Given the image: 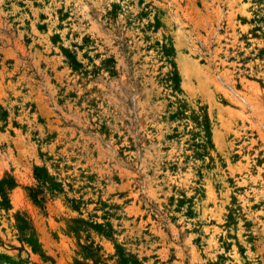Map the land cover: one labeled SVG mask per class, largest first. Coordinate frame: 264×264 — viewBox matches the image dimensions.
I'll use <instances>...</instances> for the list:
<instances>
[{
    "label": "rangeland",
    "instance_id": "1",
    "mask_svg": "<svg viewBox=\"0 0 264 264\" xmlns=\"http://www.w3.org/2000/svg\"><path fill=\"white\" fill-rule=\"evenodd\" d=\"M0 264H264V0H0Z\"/></svg>",
    "mask_w": 264,
    "mask_h": 264
},
{
    "label": "bare ground",
    "instance_id": "2",
    "mask_svg": "<svg viewBox=\"0 0 264 264\" xmlns=\"http://www.w3.org/2000/svg\"><path fill=\"white\" fill-rule=\"evenodd\" d=\"M241 2V1H240ZM239 4V3H238ZM187 59V58H186ZM187 61H188V59H187ZM194 62V61H193ZM193 65H195V64H193ZM197 65V64H196ZM194 68V67H193ZM199 68V67H198ZM195 70V69H194ZM174 181V180H173ZM216 240H215V238H212L211 239V241H210V245H213V246H215L216 247Z\"/></svg>",
    "mask_w": 264,
    "mask_h": 264
}]
</instances>
